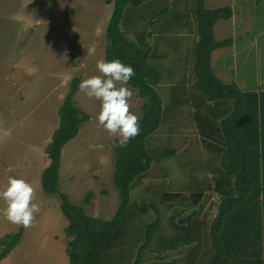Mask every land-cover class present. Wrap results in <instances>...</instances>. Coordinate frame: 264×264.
<instances>
[{
    "label": "rangeland",
    "instance_id": "1",
    "mask_svg": "<svg viewBox=\"0 0 264 264\" xmlns=\"http://www.w3.org/2000/svg\"><path fill=\"white\" fill-rule=\"evenodd\" d=\"M145 4L143 17H154L157 23L144 21L124 32L135 42L143 35L150 42L153 57L148 65L153 69L151 79L161 102L162 118L146 141L153 157L152 168L130 191V206L148 210L130 224L138 231L158 219L159 232L170 234V218L189 206L164 202L163 195L187 193L193 179L209 181L206 153L191 121V110L172 103L173 87L186 80L195 34L191 0H151ZM111 7L103 0H0V191L9 177L24 179L34 187V202L40 206L34 226L27 229L0 215V239L22 228L19 243L0 264H68V223L61 213L59 197L45 194L41 188V174L49 164L44 148L58 127V110L72 79L81 82L100 75L96 62L104 59ZM205 9L232 11L231 18L219 20L213 28L214 40L221 44L211 53L215 76L225 84L239 85L243 91H264V43L257 42V37L264 36V0H205ZM163 10L167 11L164 16H155ZM256 43L263 46L258 49ZM91 45L96 47L94 56L87 55ZM242 81L247 85H240ZM127 87L133 92L131 111L140 117L146 100ZM74 101L88 120L62 149L58 190L73 205L84 208L88 216L108 221L119 206L113 183V148L119 141L98 127L99 101L87 98L79 89ZM170 150L174 154L164 156ZM88 193L92 196L86 204ZM214 198L213 203L217 201ZM209 202L203 200L205 205ZM5 207L0 198V210ZM207 227L200 225L192 231V238L196 235L201 239L195 252L196 264H205L211 255ZM184 233L189 236L186 230ZM192 246L166 253L163 258L145 252L141 264H182ZM136 259L134 256L131 261Z\"/></svg>",
    "mask_w": 264,
    "mask_h": 264
},
{
    "label": "trees",
    "instance_id": "2",
    "mask_svg": "<svg viewBox=\"0 0 264 264\" xmlns=\"http://www.w3.org/2000/svg\"><path fill=\"white\" fill-rule=\"evenodd\" d=\"M150 1L103 0L105 5L112 6L105 27L104 60L119 59L130 65L135 76L127 86L146 100L141 107L139 135L126 146L117 144L113 148V183L119 193V206L111 220L88 216L84 208L73 205L68 196L58 190L62 149L88 120L74 101L80 79H72L58 110V127L44 148L49 164L41 174V188L45 194L59 197L61 213L68 223L65 228L69 239L65 248L68 264H141V255L145 252L163 258L166 253H175L191 244L182 264H196L195 252L200 248L201 239L196 235L192 238V231L200 225L208 226L211 255L205 264H264V91H242L236 84L223 83L213 73L211 53L221 46L214 40L213 28L219 20L231 18L232 11L207 10L205 0H191L195 39L186 80L173 87L172 103L174 107L191 110V121L206 153L205 170L209 181L193 179L187 193L163 195L164 202L186 203L188 210L199 205L185 226L175 224L182 210L170 218V234L159 232L158 219L138 231L131 227L130 220L148 210L130 206V191L152 168L153 157L146 141L157 130L162 111L151 79L153 69L148 65L153 57L150 42L145 35L135 42L124 29H135L144 21L149 25L157 23L154 17L145 20L142 15L145 3ZM165 13L167 11L163 10L155 16L160 18ZM165 153L171 156L174 150L164 152V156ZM91 196L86 195V204ZM213 197L217 200L214 203ZM204 199L210 201L208 205L203 204ZM21 237L22 228L0 239V262ZM140 242L142 244L137 245ZM134 256L136 261H131Z\"/></svg>",
    "mask_w": 264,
    "mask_h": 264
},
{
    "label": "clouds",
    "instance_id": "3",
    "mask_svg": "<svg viewBox=\"0 0 264 264\" xmlns=\"http://www.w3.org/2000/svg\"><path fill=\"white\" fill-rule=\"evenodd\" d=\"M95 54V45L89 46L87 55ZM96 69L100 75L82 80L78 88L87 98L100 102L96 116L98 127L118 138L119 146H126L130 139L140 133L139 117L131 111L133 92L126 86L135 76V71L119 59H99ZM0 198L6 204L0 210V215L8 222L25 229L34 226L40 206L34 202L36 191L30 183L9 177L5 188L0 191Z\"/></svg>",
    "mask_w": 264,
    "mask_h": 264
},
{
    "label": "water",
    "instance_id": "4",
    "mask_svg": "<svg viewBox=\"0 0 264 264\" xmlns=\"http://www.w3.org/2000/svg\"><path fill=\"white\" fill-rule=\"evenodd\" d=\"M140 209H143L142 207ZM197 209L196 207L193 208V209H190L186 212H183L182 214H180L179 216L176 217L175 219V224L177 226H185L187 224V220H188V217L193 213L195 212Z\"/></svg>",
    "mask_w": 264,
    "mask_h": 264
},
{
    "label": "crops",
    "instance_id": "5",
    "mask_svg": "<svg viewBox=\"0 0 264 264\" xmlns=\"http://www.w3.org/2000/svg\"><path fill=\"white\" fill-rule=\"evenodd\" d=\"M258 40H260V42H263L264 43V36L263 35H261V39H259V37H257V42H258ZM261 46H263V44H261V45H258V43H256V45H255V47H257L258 49H259V47H261ZM243 48H244V50H246V48H245V46L243 45ZM242 63H243V61H242ZM242 73H244L243 71H241ZM242 84V86L243 85H247V82H241L240 83V85ZM237 85V84H236ZM242 91H243V88L242 87H240L239 85H237ZM261 91H263V90H261ZM248 92H250V91H248ZM252 92H259V91H252Z\"/></svg>",
    "mask_w": 264,
    "mask_h": 264
}]
</instances>
